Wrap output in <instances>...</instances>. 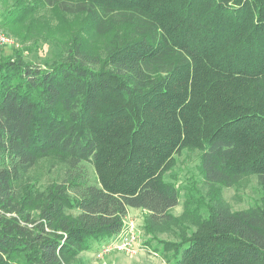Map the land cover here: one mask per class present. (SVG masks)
I'll return each mask as SVG.
<instances>
[{
	"label": "trees",
	"instance_id": "obj_1",
	"mask_svg": "<svg viewBox=\"0 0 264 264\" xmlns=\"http://www.w3.org/2000/svg\"><path fill=\"white\" fill-rule=\"evenodd\" d=\"M39 1L145 34L112 38L102 57L78 30L48 66L0 55V264H72L117 236L129 208L153 226L176 220L166 174L184 148L202 151L215 189L191 233L164 241L171 264H264V197L245 210L221 198L253 174L264 188V0ZM51 155L68 166L62 182L21 183Z\"/></svg>",
	"mask_w": 264,
	"mask_h": 264
},
{
	"label": "rangeland",
	"instance_id": "obj_2",
	"mask_svg": "<svg viewBox=\"0 0 264 264\" xmlns=\"http://www.w3.org/2000/svg\"><path fill=\"white\" fill-rule=\"evenodd\" d=\"M37 2L40 1L27 0V9L31 11L22 16L20 13H13L10 17L14 20L12 25H0V31L9 38V44H0V55H8L19 49L25 60L48 66L67 53V40L78 30H81L85 46L102 57L112 38H122L131 33L138 37L145 34L140 26L134 29V24L121 25V21L117 19L121 16H113L119 24L113 23L110 30L103 31L88 14H72L60 10L56 5L43 2L37 5ZM15 3L16 0H0V12H5V15L10 10L16 11L15 8L19 5ZM1 18L3 16H0V20ZM201 154L202 151L197 148H184L176 155L173 168L166 174V179L174 181L180 188L179 204L170 210L176 220L153 226L147 223L145 210L130 208L126 219L132 222L138 234L133 250L127 252L110 248V251L100 257V251L110 247L115 238L112 237L102 243H94L92 250L83 251L72 260V264H171L172 251H164V241H180L184 235L191 233L194 229L192 208L198 205L200 214H207L211 203L210 192L215 189L204 178ZM84 165L93 180L94 167L88 162ZM67 169V164L58 157L47 156L25 175L21 183L31 184L41 192L52 183L62 182L67 176ZM263 197L264 188L256 174L245 176L233 185L221 189L222 200L232 210L257 207L261 205Z\"/></svg>",
	"mask_w": 264,
	"mask_h": 264
},
{
	"label": "built area",
	"instance_id": "obj_3",
	"mask_svg": "<svg viewBox=\"0 0 264 264\" xmlns=\"http://www.w3.org/2000/svg\"><path fill=\"white\" fill-rule=\"evenodd\" d=\"M9 38L3 34L0 31V44H9ZM125 219L124 228L122 231L115 236V238L111 241L110 247L103 248L102 251H100L99 256L102 257L104 253L110 251V248H116L118 250L123 251H131L135 248V245L137 243V232L134 230V225L132 222H128V220ZM104 247V246H103Z\"/></svg>",
	"mask_w": 264,
	"mask_h": 264
},
{
	"label": "crops",
	"instance_id": "obj_4",
	"mask_svg": "<svg viewBox=\"0 0 264 264\" xmlns=\"http://www.w3.org/2000/svg\"><path fill=\"white\" fill-rule=\"evenodd\" d=\"M132 209V208H131ZM129 210H130V208H129ZM129 212V211H128Z\"/></svg>",
	"mask_w": 264,
	"mask_h": 264
}]
</instances>
